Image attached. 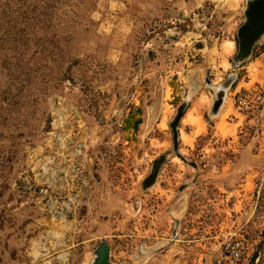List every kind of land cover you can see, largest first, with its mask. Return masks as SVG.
Returning <instances> with one entry per match:
<instances>
[{"label":"rangeland","instance_id":"rangeland-1","mask_svg":"<svg viewBox=\"0 0 264 264\" xmlns=\"http://www.w3.org/2000/svg\"><path fill=\"white\" fill-rule=\"evenodd\" d=\"M252 1L0 0V264H264Z\"/></svg>","mask_w":264,"mask_h":264},{"label":"built area","instance_id":"built-area-1","mask_svg":"<svg viewBox=\"0 0 264 264\" xmlns=\"http://www.w3.org/2000/svg\"><path fill=\"white\" fill-rule=\"evenodd\" d=\"M218 252L212 264H244L251 252V244L244 234L223 233L213 244Z\"/></svg>","mask_w":264,"mask_h":264},{"label":"bare ground","instance_id":"bare-ground-1","mask_svg":"<svg viewBox=\"0 0 264 264\" xmlns=\"http://www.w3.org/2000/svg\"><path fill=\"white\" fill-rule=\"evenodd\" d=\"M249 15H250V22L248 26L246 22V24L239 30L242 53H247L249 51L250 44L252 43V39L256 35L255 32H257L260 26L264 24V0H256L254 5H252V7L250 8ZM249 26L255 28L254 29L248 28Z\"/></svg>","mask_w":264,"mask_h":264},{"label":"water","instance_id":"water-1","mask_svg":"<svg viewBox=\"0 0 264 264\" xmlns=\"http://www.w3.org/2000/svg\"><path fill=\"white\" fill-rule=\"evenodd\" d=\"M255 2H256V0H253L252 1V3H253L252 5H254ZM246 14L249 17V19L247 18V20H246L247 21V26H248V24L250 22V15H249V12H246ZM263 32H264V24H262L260 26V28L258 29V31L255 32L256 35L252 39V43L250 44V48H249V51L247 53H242L241 47H240L241 46V41L239 42L240 43V45H239V48H240L239 59L244 58V57L249 55V53L252 51L254 43L260 38V36L263 34ZM238 36H239V39H240V33L239 32H238ZM148 181H150V180H148ZM95 254H96V257L93 259L91 264H108L109 259H110V248H109L108 243L106 241H102L99 244V246L97 247V249L95 250Z\"/></svg>","mask_w":264,"mask_h":264}]
</instances>
